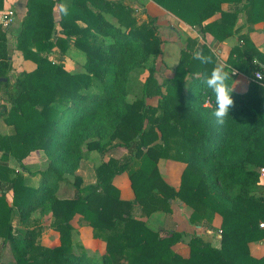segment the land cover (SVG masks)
<instances>
[{
	"label": "trees",
	"instance_id": "16d2710c",
	"mask_svg": "<svg viewBox=\"0 0 264 264\" xmlns=\"http://www.w3.org/2000/svg\"><path fill=\"white\" fill-rule=\"evenodd\" d=\"M153 1L217 42L234 35L240 11L252 25L264 21V0ZM225 3L234 5V13L222 11ZM30 5L18 50L37 67L20 74L13 85L8 30L0 26V91L6 90L11 104L1 116L14 128L12 135L0 134V238L9 244L14 264H264V256L250 251L252 243L264 239V182L259 174L264 167V88L252 81L247 93L233 91L234 106L218 124L215 95L203 83L218 62L208 45L188 38L174 76L160 83L156 64L148 67L163 53L155 18L140 23L135 11L120 1L73 0L66 15L60 6L57 28L55 2L43 3L42 9ZM91 6L98 12L90 11ZM217 13L221 19L208 22ZM82 20L86 27L78 25ZM240 40L227 64L252 80L256 72L264 75V53L249 37ZM71 46L86 56L83 73H71L62 62L49 59L55 48L64 58ZM198 50L211 55L213 63L194 59ZM225 70L232 87L235 77ZM154 97L157 106L147 102ZM116 148H125L127 155L102 162L96 168L97 183L83 186L77 175L81 162L93 151L104 156ZM37 151L48 165L33 187L9 168V161L15 159L27 170L24 160ZM164 159L186 165L178 191L161 177L158 163ZM124 172L134 201L122 200L113 183ZM170 200L192 209L193 225L213 229L215 216H221L220 248L194 235L188 241L190 257L176 254L172 248L186 235L153 229L143 220L156 212L171 213ZM37 213L40 220L34 217ZM16 215L25 228L15 233ZM76 215L89 224L95 239L106 243L103 255L74 249L71 222ZM44 216L60 234L57 245L40 243L43 229L37 225Z\"/></svg>",
	"mask_w": 264,
	"mask_h": 264
},
{
	"label": "crops",
	"instance_id": "0c3cea01",
	"mask_svg": "<svg viewBox=\"0 0 264 264\" xmlns=\"http://www.w3.org/2000/svg\"><path fill=\"white\" fill-rule=\"evenodd\" d=\"M51 1L55 2L54 16L57 28H59L58 21L61 18L60 6L70 5L73 0H63L57 3V0H0V11H14L15 18L13 25L8 30V47L13 62V70L10 73L9 81L13 85L17 77L24 72H31L36 69L37 64L32 60H26L23 53L18 50V34L23 27L25 20L27 19L30 11V4L32 3L33 8L39 9L43 3L49 6ZM120 1L124 6L133 9L139 22L142 23L148 19V17L155 18L157 27L159 30L160 37L163 41L162 50L163 53L160 56L164 57L166 63L170 67L176 68L177 63L181 57V51L186 45L188 38L198 39L200 43L208 45L211 50L216 54L218 58L217 64H224L229 70L232 71L235 79L232 85L233 91L239 94H245L249 91L252 79H250L245 74L238 72L237 70L231 68L227 64V60L231 54L234 47L241 44L240 37L247 36L256 47L264 53V21L258 24H250L247 21V17L244 12H238L237 22L234 28V35L229 37L224 42H217L211 34H206L201 30V27H191L181 19L173 15L171 12L167 11L165 8L154 2L153 0H114ZM245 2V1H244ZM42 9V8H41ZM90 11L98 12L97 8L91 6ZM222 11L225 13H234V5L225 3L222 5ZM106 18L118 26V21L111 14L105 13ZM222 17V13H217L208 22L219 20ZM206 22L204 25H206ZM81 27H86L85 22L82 20L78 22ZM173 55V56H172ZM168 56H171L168 58ZM61 53L58 48H55L50 54L49 59L55 63L62 62L65 65L66 70L71 73H83L84 65L86 62V56L84 52L71 46L64 58L61 59ZM171 60V61H170ZM264 66V65H263ZM157 74V73H156ZM174 73L169 70L167 73L168 78H172ZM8 81V79H6ZM148 104L152 106H157L158 98L154 103ZM11 104L9 102L6 90L0 91V134L3 136H9L14 133V128L8 126L1 116V113L5 109H9ZM128 151L125 148H116L106 155L102 156L97 151L90 153L88 159L83 160L80 168L77 171V175L83 180V186L94 185L97 183L96 168L102 162H108L110 158L121 159L127 155ZM42 160L38 153H32L23 162L27 170H24L22 166L15 159H10L9 168L20 173L24 176L26 185L36 187L40 181V173L45 171L48 165V160L44 153H40ZM3 156V152L0 151V162ZM43 156V157H42ZM38 160V161H37ZM41 160V161H40ZM37 161V162H36ZM41 162V164H39ZM158 168L161 177L170 187L175 190H179L182 181V175L186 168V165L182 162H177L173 160H160L158 163ZM74 182V178L69 179ZM114 185L119 189L120 196L122 200L134 201L136 199L134 190L131 185V181L127 172L117 175L113 180ZM0 189V195H1ZM73 195V191L70 193ZM7 200L12 203L13 192H7ZM170 212H156L149 217H144L143 220L148 223V225L154 229H159L162 231L179 232L184 233L183 242L177 243L172 249L173 251L183 258L190 257V247L188 241L194 235L200 236L204 241L211 243L216 248H220L221 232L220 228L222 225V217L216 215L212 226L214 230L210 228H205L203 225H193L190 222V216L192 209L180 200H170L169 203ZM35 219L40 220L39 214H35ZM45 219V220H44ZM72 226L75 232L78 233V237L81 236L82 239H86L89 243V247H95L93 249L94 253L100 251L101 254L106 252V243L102 240L95 239L93 237V230L89 224L82 220L80 215H76L72 220ZM42 224L45 227L42 237V244L51 247L59 243L60 234L51 228V218L49 216L42 217ZM40 225V223L38 224ZM12 226L14 227V232L25 228L19 224L18 216L16 215L12 219ZM49 227V228H48ZM48 228V230H47ZM88 247V246H87ZM97 247V248H96ZM97 250V251H96ZM251 254L255 257L264 256V239L259 242L252 243L250 245ZM0 264H14V259L10 250L9 244H5L3 239L0 238Z\"/></svg>",
	"mask_w": 264,
	"mask_h": 264
},
{
	"label": "clouds",
	"instance_id": "9594fccd",
	"mask_svg": "<svg viewBox=\"0 0 264 264\" xmlns=\"http://www.w3.org/2000/svg\"><path fill=\"white\" fill-rule=\"evenodd\" d=\"M61 10L65 15L67 14L66 5H61ZM193 56L194 59H198L203 65L213 63V57L211 55H204L202 51L198 50L194 52ZM225 68L224 64L215 65L203 81L206 88L211 89L215 95L216 110L213 112V115L218 124L224 123L225 118L229 116L230 110L234 106L232 98L233 88L228 83L230 74Z\"/></svg>",
	"mask_w": 264,
	"mask_h": 264
},
{
	"label": "rangeland",
	"instance_id": "374dc122",
	"mask_svg": "<svg viewBox=\"0 0 264 264\" xmlns=\"http://www.w3.org/2000/svg\"><path fill=\"white\" fill-rule=\"evenodd\" d=\"M173 56V55H172ZM171 57V56H168V58ZM155 61V62H153ZM171 61V60H170ZM155 63L156 64V67H157V74H156V78L158 79V81L161 83L163 82L164 79L168 78L167 77V73L169 70H171L172 72L174 71V67H170V65H168V63H166V60L164 57H159L157 58L156 60H154L152 58L151 62L148 64V67L152 66V64ZM179 63V62H178ZM177 63V64H178ZM148 75V72H146L143 76H142V81L145 80V78L147 77ZM135 99V96L132 94L130 97H129V100L130 101H133ZM157 97H154V98H150L147 100V102L149 101V103H154L156 101ZM36 153L39 154L40 156V159L42 160L41 158V155H40V151H37ZM43 157V156H42ZM40 160V161H41ZM38 161V160H37ZM36 161V162H37ZM82 163V162H81ZM41 164V162L39 163ZM264 182V180H263ZM140 215V214H139ZM144 218V217H143ZM45 220V219H44ZM37 226H41L42 227V233H41V237H40V243L42 242V237H43V232H44V229L45 227L43 226L42 224V221L40 222V225H37ZM213 227V226H212ZM49 228V227H48ZM47 228V230H48ZM205 228H207L205 226ZM154 229V228H153ZM208 229V228H207ZM211 229V228H210ZM76 229H74V234H73V238H74V249L76 251H80L81 249H85L86 251H88L90 254H97V255H103L101 254L100 251H97V253L93 251V249H95V247H89V243L86 241V239H82L81 236L78 237V233L75 232ZM157 230V229H156ZM159 230V229H158ZM212 230V229H211ZM213 230H214V227H213ZM60 239V238H59ZM42 244V243H41ZM88 246V247H87ZM97 248V247H96Z\"/></svg>",
	"mask_w": 264,
	"mask_h": 264
},
{
	"label": "built area",
	"instance_id": "2783aa9c",
	"mask_svg": "<svg viewBox=\"0 0 264 264\" xmlns=\"http://www.w3.org/2000/svg\"><path fill=\"white\" fill-rule=\"evenodd\" d=\"M15 18L14 11H0V26L5 29L9 30L11 26L13 25ZM254 82H256L259 86L264 88V75L262 72H256L254 79ZM260 178L263 181L264 180V167L259 169ZM260 227L264 229V222L260 224Z\"/></svg>",
	"mask_w": 264,
	"mask_h": 264
},
{
	"label": "water",
	"instance_id": "95a60500",
	"mask_svg": "<svg viewBox=\"0 0 264 264\" xmlns=\"http://www.w3.org/2000/svg\"><path fill=\"white\" fill-rule=\"evenodd\" d=\"M261 67H262V68H264V66H263V65H261ZM2 81H3V82H6L7 80H6V79H2Z\"/></svg>",
	"mask_w": 264,
	"mask_h": 264
}]
</instances>
